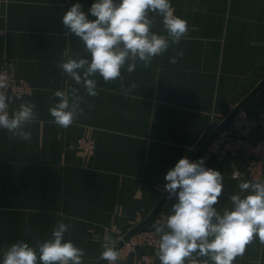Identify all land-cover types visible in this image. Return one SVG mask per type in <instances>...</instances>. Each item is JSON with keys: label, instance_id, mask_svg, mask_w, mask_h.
Instances as JSON below:
<instances>
[{"label": "crops", "instance_id": "0c3cea01", "mask_svg": "<svg viewBox=\"0 0 264 264\" xmlns=\"http://www.w3.org/2000/svg\"><path fill=\"white\" fill-rule=\"evenodd\" d=\"M0 1V57L13 61L35 91L10 113L25 101L38 113L29 141L10 140L0 129V251L20 239H45L65 222L71 225L66 239L86 251L84 264H98L105 237L116 241L117 230L132 231L140 206L147 219L168 194L166 172L183 157L193 161L213 128L264 83V0H171L188 23L186 37L149 67L125 70L126 84H138L127 96L119 80L97 76L99 95H85L93 107L82 105L84 114L67 129L49 123L53 92L74 86L53 61L65 49L85 53L61 19L71 4L87 11L95 0ZM154 30L163 31L159 18ZM245 110L264 112V85ZM81 138L93 140L92 155L77 151ZM205 166L224 177L216 207H230L243 181L233 177L238 166L217 160ZM173 203L167 201L153 225ZM151 254L152 264H160ZM125 264L144 263L132 256ZM234 264H264V244L255 240Z\"/></svg>", "mask_w": 264, "mask_h": 264}, {"label": "clouds", "instance_id": "9594fccd", "mask_svg": "<svg viewBox=\"0 0 264 264\" xmlns=\"http://www.w3.org/2000/svg\"><path fill=\"white\" fill-rule=\"evenodd\" d=\"M157 18L162 32L154 30ZM61 23L82 42L85 53L65 49L60 60L53 61L74 84L55 90L48 109L53 118L49 123L64 129L84 114L82 105L93 107L85 95H99L97 76L105 83L119 80L127 96L138 84H126L123 72L131 74L138 65L149 67L188 33L187 21L175 14L171 0H95L87 11L76 2L64 12ZM177 56H183V51ZM170 62L176 63L177 58ZM7 86V77L0 75V129L7 131L10 140L29 141L28 126L38 118L36 105L25 101L10 113L11 98L3 91ZM76 86L83 87L85 94ZM164 180L163 190L175 203L163 221L153 225L160 264H234L255 240L264 244V181L240 182L230 196V207L218 209L224 177L206 167L204 158L179 159ZM70 227L59 222L45 239L13 242L0 251V264H84L85 249L66 239ZM102 249L99 259L116 264L120 254L111 236L105 237Z\"/></svg>", "mask_w": 264, "mask_h": 264}, {"label": "built area", "instance_id": "2783aa9c", "mask_svg": "<svg viewBox=\"0 0 264 264\" xmlns=\"http://www.w3.org/2000/svg\"><path fill=\"white\" fill-rule=\"evenodd\" d=\"M3 3L0 1V23L4 17ZM4 34L5 32L0 29V36ZM0 75L7 77L8 86L3 91L11 98L9 112L14 103L34 95V89L26 81L19 78L16 65L10 59L0 57ZM217 128L218 126L213 128L209 137ZM76 149L83 156L92 155L95 151V144L90 138H81L77 142ZM201 158H204L205 164L217 160L222 164L238 166L233 173L235 179L263 181L264 112H249L245 109L240 111L233 121L210 143ZM146 214L147 209L144 206L135 210L133 215L135 228L146 220L144 217ZM130 232L121 229L116 231V246L122 244L118 249L120 255L116 264H125L132 256L138 257L144 264H152L154 255L151 252L155 253L158 239L153 223L126 240Z\"/></svg>", "mask_w": 264, "mask_h": 264}, {"label": "water", "instance_id": "95a60500", "mask_svg": "<svg viewBox=\"0 0 264 264\" xmlns=\"http://www.w3.org/2000/svg\"><path fill=\"white\" fill-rule=\"evenodd\" d=\"M264 85V83L255 91L253 92L246 100H244L233 112L232 114H230V116H228V118H226L224 120V122L218 126L217 130L205 141V143L203 144V146L200 148L199 152L197 153L195 159L193 161H197L201 158V156L203 155L204 151L206 150V148L210 145V143L217 137V135L222 132L232 121L233 119L236 117V115L242 111L243 109H245V107L250 103V101L255 97V95L257 94V92L259 91V89H261V87ZM168 195L167 194L165 196V198L163 199V201L161 202V204L154 210V212L137 228H135L134 230H132L128 236L126 237V240L130 239L134 234H136L138 231L148 227L149 225H151L157 218V216L159 215V213L161 212V210L163 209V207L165 206V204L167 203L168 199ZM122 246V244H119L117 247V250ZM106 261L101 260L98 264H105Z\"/></svg>", "mask_w": 264, "mask_h": 264}]
</instances>
